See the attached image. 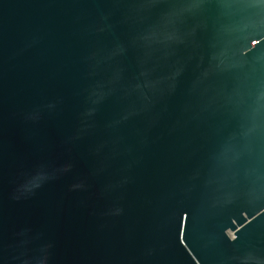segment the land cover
I'll list each match as a JSON object with an SVG mask.
<instances>
[{
  "label": "water",
  "instance_id": "water-1",
  "mask_svg": "<svg viewBox=\"0 0 264 264\" xmlns=\"http://www.w3.org/2000/svg\"><path fill=\"white\" fill-rule=\"evenodd\" d=\"M0 264H264V0H0Z\"/></svg>",
  "mask_w": 264,
  "mask_h": 264
}]
</instances>
